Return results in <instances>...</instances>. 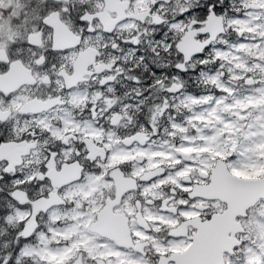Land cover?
<instances>
[{
	"label": "snow or ice",
	"instance_id": "6c2138e0",
	"mask_svg": "<svg viewBox=\"0 0 264 264\" xmlns=\"http://www.w3.org/2000/svg\"><path fill=\"white\" fill-rule=\"evenodd\" d=\"M0 264H264V0H0Z\"/></svg>",
	"mask_w": 264,
	"mask_h": 264
}]
</instances>
